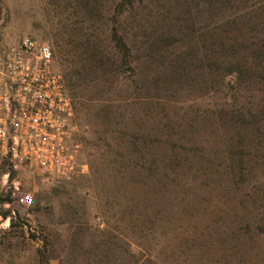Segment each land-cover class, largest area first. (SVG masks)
Here are the masks:
<instances>
[{"label":"rangeland","instance_id":"rangeland-1","mask_svg":"<svg viewBox=\"0 0 264 264\" xmlns=\"http://www.w3.org/2000/svg\"><path fill=\"white\" fill-rule=\"evenodd\" d=\"M89 2L0 0L2 48L54 50L82 165L0 153V264H264V0Z\"/></svg>","mask_w":264,"mask_h":264},{"label":"built area","instance_id":"built-area-1","mask_svg":"<svg viewBox=\"0 0 264 264\" xmlns=\"http://www.w3.org/2000/svg\"><path fill=\"white\" fill-rule=\"evenodd\" d=\"M54 58L50 44L28 35L0 46V153L47 179L82 167L73 98Z\"/></svg>","mask_w":264,"mask_h":264},{"label":"trees","instance_id":"trees-1","mask_svg":"<svg viewBox=\"0 0 264 264\" xmlns=\"http://www.w3.org/2000/svg\"><path fill=\"white\" fill-rule=\"evenodd\" d=\"M87 3L89 2V0H85ZM90 3V2H89ZM0 35H1V27H0ZM114 38L116 39V42H117V46H118V48L120 49V50H123V51H125V50H127L128 48H127V45H126V43H125V40L123 39V37L118 33V31L115 29L114 30ZM260 51V50H259ZM229 69H230V71H232V72H230V73H228V74H226L227 76L228 75H230V74H232L233 76H234V78L233 79H229V83H234V84H236L237 82H238V79L240 80L241 78H242V76H245L248 72V70L246 69V66H243L242 64H239V62L238 63H236V64H231L230 66H229ZM252 69H254V67L252 68ZM68 85V84H67ZM68 89H69V93H70V95L72 96V98H73V102H74V96H73V94H72V92H71V90H70V87H69V85H68ZM122 173V172H121ZM160 173H161V170L160 169H156V168H154V167H149L148 168V177H150L151 179L152 178H158V177H160L159 175H160ZM136 175H137V172H134L133 171V174H132V176L133 177H136ZM148 184V183H147ZM158 184H160V182L159 181H157V183H155L154 184V186H150L151 188H154V189H156V188H158V189H160L159 188V186L160 185H158ZM155 193V192H154ZM5 217H7V216H5ZM49 264V263H48Z\"/></svg>","mask_w":264,"mask_h":264}]
</instances>
